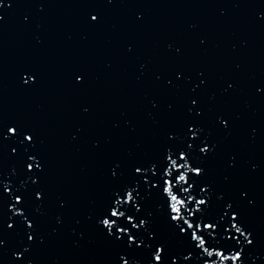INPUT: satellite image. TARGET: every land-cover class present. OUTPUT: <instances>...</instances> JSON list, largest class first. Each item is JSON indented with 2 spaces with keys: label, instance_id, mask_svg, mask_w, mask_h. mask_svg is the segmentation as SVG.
I'll use <instances>...</instances> for the list:
<instances>
[{
  "label": "water",
  "instance_id": "95a60500",
  "mask_svg": "<svg viewBox=\"0 0 264 264\" xmlns=\"http://www.w3.org/2000/svg\"><path fill=\"white\" fill-rule=\"evenodd\" d=\"M170 153L185 167L164 175ZM130 188L131 245L99 223ZM160 245L166 264H264V0H0V264H154Z\"/></svg>",
  "mask_w": 264,
  "mask_h": 264
},
{
  "label": "snow or ice",
  "instance_id": "6c2138e0",
  "mask_svg": "<svg viewBox=\"0 0 264 264\" xmlns=\"http://www.w3.org/2000/svg\"><path fill=\"white\" fill-rule=\"evenodd\" d=\"M92 19L95 20L96 17L93 16ZM79 79L80 78H78V80ZM25 82H27V80ZM10 131L14 132L15 129H11ZM26 139L31 141L32 137L28 136V137H26ZM208 150L209 149L207 147L200 149L201 152H207ZM183 153H184V151H180L178 159H184L185 164H187L189 158L188 157L185 158ZM172 155L173 154H171V153L167 155V160L171 161L170 165H166L165 160H164L163 164L161 165V168H162L161 173H163L164 175L169 174L170 168H173V167L183 168V167H185V165L177 166V161L172 159ZM28 168L30 171L33 170V167L31 164L28 165ZM37 168H39V165H37ZM189 168H190L191 173L195 174L196 176L203 175V169L201 167L193 168L191 165H189ZM142 170H143L142 168L137 167L135 169V172L137 174H140V173H142ZM156 171H157V169H156ZM141 177L143 178V182H145L147 180L146 175H141ZM153 177H157V176L154 174ZM189 179H190V176L186 178L183 173L179 174V180L180 181L187 182ZM161 180L163 182V186L166 185L164 187V191L170 197V200H167V208L169 209V212H170L171 222L173 223L174 221H183L182 224L187 225V228H185L184 226H181V223H173V224L175 225V229H178V232L181 236L187 237L189 234L188 229L193 228V225L183 218L182 209L185 206V202L183 200H179L177 198V196L173 194V192H172V181L171 180H164L162 176L157 177V179H156V181H159V183ZM156 187H157V185L155 182L153 183L152 181H148V190H151L152 188H156ZM189 187H191V184L189 185ZM5 191H10V190L5 188ZM120 192L123 193V195H119V194L116 195V197L112 201L110 207L105 209L103 218L99 221V223L102 224L105 229H107L108 235H113V229H115V232L119 234L116 236L117 240L122 239V237L124 235H128V244L131 245V244L136 242V236L135 235H129V232L132 231V229L139 230L142 227L147 228L148 221L146 219H141L139 221V223H136V222L132 223L133 216L128 215L127 216V223L132 225V229H129L127 227H119L118 226V222L121 220V218L125 217V212L120 211L121 206L131 205L132 207H135L137 209V211L140 210V205L137 203V196H138L137 188H130L128 190L121 189ZM133 193H136V195L134 196ZM36 195H37V198H40V193H37ZM15 202H16V204H22L23 203L22 197L16 196ZM198 203L201 205H205L207 203V201L201 199L198 201ZM229 207H231V206L229 205ZM17 214L22 215V216L24 215L23 211H18ZM224 216L226 217L227 213H225ZM238 219H239L238 215L235 212H233V214L231 216V220L232 221H238ZM28 226H29V228H31L33 225L29 222ZM9 227H12V225H9ZM207 227L211 228L212 225H207ZM230 230H235V232L241 236L245 235V233L241 229V226L238 223H231L230 229H226L225 231L227 232ZM185 233H187V235H183ZM190 235H191L192 240L198 241L196 243L197 248H200L202 252L207 253L209 256L213 255V252H210L208 247H205L206 240L204 239L203 236H201V235L197 236L195 231L190 232ZM148 237H149V239H154V236L152 235V233H148ZM232 238L233 237H231V236L228 237V239H232ZM245 238L247 239V237H245ZM28 239L32 240L33 237L31 235H29ZM237 242L239 243L238 238H237ZM142 243H143V239H141V244ZM247 243L252 244L253 241L251 239H247ZM139 246L140 245H137V247H139ZM163 254H164V246L163 245L157 246L155 248V252L152 254V261L154 262V264H166ZM216 255L218 256V258L221 262L230 259L233 262V264H236L237 261L240 262L242 260L241 252H235L234 254L225 255L224 251H220V252H217ZM121 259L123 261V264H130V261L128 259L123 258V257ZM171 264H176V260L174 258L172 259ZM212 264H216V262L213 261Z\"/></svg>",
  "mask_w": 264,
  "mask_h": 264
}]
</instances>
